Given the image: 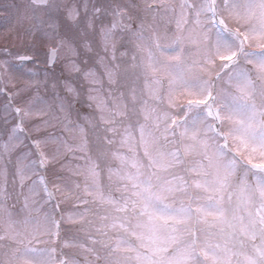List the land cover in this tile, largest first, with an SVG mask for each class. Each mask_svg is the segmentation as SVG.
<instances>
[{
  "label": "snow or ice",
  "instance_id": "1",
  "mask_svg": "<svg viewBox=\"0 0 264 264\" xmlns=\"http://www.w3.org/2000/svg\"><path fill=\"white\" fill-rule=\"evenodd\" d=\"M0 7L31 37L0 50V161L19 149L11 172L0 166V201L10 175L29 213L40 192L61 197L39 219L8 213L0 264H77L58 244L81 249L79 264H264V0ZM36 116L37 136L21 135ZM57 163L83 185L50 188L42 173L60 179ZM73 199L83 210L60 214ZM65 223L83 237L65 240Z\"/></svg>",
  "mask_w": 264,
  "mask_h": 264
},
{
  "label": "rangeland",
  "instance_id": "2",
  "mask_svg": "<svg viewBox=\"0 0 264 264\" xmlns=\"http://www.w3.org/2000/svg\"><path fill=\"white\" fill-rule=\"evenodd\" d=\"M11 4L15 3L18 5H27L30 0H11ZM116 2H122V0H116ZM137 3H143V0H136ZM175 3H179V0H174ZM1 4V3H0ZM21 12H23V7L21 8ZM5 16H10V19L7 23L4 22ZM109 20H111V17H109ZM28 27V22L26 20L18 22L17 16L15 14V9H11L6 11L3 7H0V50L2 49H9L12 52H25L26 51V45L31 43V37L28 36L25 32V29ZM174 27V25H173ZM131 47V46H129ZM0 59H4V56L2 53H0ZM13 83L16 87H20L23 83V81L16 77L14 78ZM13 83H8L7 80L3 87L8 92H14L15 87H13ZM41 96H45L43 90L40 92ZM6 95L0 93V106L5 102ZM14 103H16L18 106H23L20 104V101L18 99H14ZM78 107L82 111V113H92L95 111L94 106L92 108L88 107L87 98L83 97L81 99V103L78 104ZM0 117H2V113H0ZM44 117L36 116L33 117L32 120H25L24 128L25 131L21 135L31 136L35 138L37 136V133L33 130V125L37 122H39ZM11 123H15V121H11ZM4 125L2 123V119H0V128H3ZM47 132L54 133L56 135L61 134V130L59 126L54 128L47 129ZM64 136H68V133H63ZM7 137L5 135L0 134V141L6 140ZM27 143V141H26ZM54 145H49L45 150L48 152H51L54 148ZM19 149L16 150V152H13L11 157H4L3 161H0V166H3V164H8L10 172L13 170V166L15 164L16 155L18 153ZM73 166L76 164H83V160H73L72 161ZM55 168L57 172L59 173L60 179H55L52 174V168L49 167V170L46 173H42L45 175L49 181V187L52 188V183H59L62 186H67L68 188H74L75 182L81 183L83 185V178L81 176H75L71 172L67 171L66 169L62 170L60 168V164L57 163L55 165ZM27 183V182H26ZM103 183H108V178L105 175L103 177ZM54 190V189H53ZM8 191L12 194L11 198L7 201H0V235H3L6 231V220L8 217V213L12 214V219L16 221H21L25 216L31 215L32 217H35L37 219L41 218L45 211H50L52 207L56 204V201H60L61 197L59 194L56 196V200L51 201L48 204H45L44 201L47 199L42 192L39 193L34 199L36 200L35 207L40 208L41 210L39 212L32 211L29 213L27 210H23L24 205V199L23 196L27 195V189H24V192L21 194V190L19 188V185L17 184L15 187L12 185V179L11 176H9V182H8ZM13 206L16 209L9 208L8 206ZM19 205V206H18ZM18 206V208H17ZM85 206L83 204H80L73 200H67L62 201L59 205V212L62 215H67L68 213H74L76 211H82ZM20 225H18L19 227ZM79 225H73V224H63L62 225V236L65 240L69 239H77L83 237L82 232H78ZM11 244V241L3 240L0 241V258H3V253L5 252V246ZM15 247V245H12ZM36 247H44L42 244H37ZM58 251L56 253L57 256L60 255V252L62 251L64 253V258L69 260H76L77 264L80 262V258L83 259V256L81 254V249L78 247H62V245H57ZM79 256V257H78Z\"/></svg>",
  "mask_w": 264,
  "mask_h": 264
},
{
  "label": "flooded vegetation",
  "instance_id": "3",
  "mask_svg": "<svg viewBox=\"0 0 264 264\" xmlns=\"http://www.w3.org/2000/svg\"><path fill=\"white\" fill-rule=\"evenodd\" d=\"M0 3L1 4H4V3H8V4H11V0H0Z\"/></svg>",
  "mask_w": 264,
  "mask_h": 264
}]
</instances>
